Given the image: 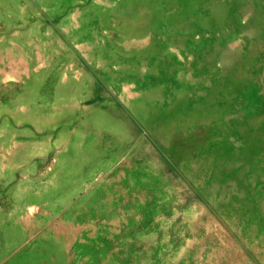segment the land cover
Returning <instances> with one entry per match:
<instances>
[{
    "label": "rangeland",
    "instance_id": "obj_1",
    "mask_svg": "<svg viewBox=\"0 0 264 264\" xmlns=\"http://www.w3.org/2000/svg\"><path fill=\"white\" fill-rule=\"evenodd\" d=\"M0 264H264V0H0Z\"/></svg>",
    "mask_w": 264,
    "mask_h": 264
}]
</instances>
